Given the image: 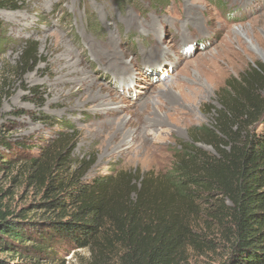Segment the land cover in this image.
<instances>
[{"label": "rangeland", "instance_id": "rangeland-1", "mask_svg": "<svg viewBox=\"0 0 264 264\" xmlns=\"http://www.w3.org/2000/svg\"><path fill=\"white\" fill-rule=\"evenodd\" d=\"M14 1L20 9L0 8L7 40L0 54V139L13 146H0V153H9L4 162L13 158L10 169L0 171V206L26 214L27 221L50 217L44 203L61 188L58 182L72 175L91 181L117 172L132 178L167 174L179 146L194 137L206 140L200 132L214 124L222 89L264 66V0ZM112 40L129 66L122 71L126 79L102 56ZM82 68L87 80L76 82L72 92L69 84L59 82L62 75L75 82ZM180 86L192 101L179 93ZM254 88L264 98L263 85ZM109 90L116 92L114 97ZM165 91L174 92L178 102L169 103ZM102 92L107 95L103 105L92 98ZM176 109L184 114L177 115ZM253 123L248 131L258 132L261 120ZM21 141L24 149L18 147ZM196 144L217 154L205 142ZM30 158L47 169L37 173ZM167 192L172 195V186ZM220 199L215 194L206 203L196 202L195 212L183 207L184 223L190 222L206 243L202 248L184 246L174 264L227 260L229 244L207 216ZM176 202L180 205L178 197ZM94 256L89 248L65 244L52 257L31 255L23 261L119 264L113 257L94 263Z\"/></svg>", "mask_w": 264, "mask_h": 264}, {"label": "trees", "instance_id": "trees-1", "mask_svg": "<svg viewBox=\"0 0 264 264\" xmlns=\"http://www.w3.org/2000/svg\"><path fill=\"white\" fill-rule=\"evenodd\" d=\"M0 8L20 6L0 0ZM1 30L4 27L0 54L7 44ZM258 84L264 87V66L231 80L219 94L220 107L213 109L214 124L201 129L206 140L194 137L179 146L177 161L163 176L132 178L117 172L82 181L72 175L60 180L61 188L44 203L51 215L43 220L27 221L26 214L15 215L0 206V264H31L26 262L31 255L49 258L65 244L89 248L94 263L113 257L119 264H174L184 246L202 248L206 243L190 222L184 223L181 210L195 212L196 202L206 203L215 194L220 203L209 208L207 216L229 244L224 264H264V98L254 88ZM260 120L261 129L249 132L250 123ZM197 142L213 146L217 154ZM1 145L13 148L6 138L0 139ZM26 146L25 141L18 144ZM8 155L0 153V171L10 169L13 158L3 161ZM29 163L37 173L47 169L34 158ZM4 253L10 256L2 257Z\"/></svg>", "mask_w": 264, "mask_h": 264}, {"label": "bare ground", "instance_id": "bare-ground-1", "mask_svg": "<svg viewBox=\"0 0 264 264\" xmlns=\"http://www.w3.org/2000/svg\"><path fill=\"white\" fill-rule=\"evenodd\" d=\"M242 31L245 33V35H247V33L245 32V30L242 28ZM158 35V34H157ZM159 36V35H158ZM247 38L249 39V41L251 42V44L254 46V47H258V43L257 42H255L251 37H248V35H247ZM112 45H113V40L110 42V44H108V46H107V49H105L103 52H102V56H103V58H106L107 60H108V64H109V66L110 67H113V68H115V69H118L120 72H119V74H122V77H124V79H126L127 78V72H122V71H126L128 68H129V66L127 65V62L125 61V60H123V59H120V57L118 56V54H117V52H116V50H114L113 48H112ZM159 47V46H158ZM70 50V49H69ZM73 52V51H72ZM155 52H157V51H155ZM155 52H153V54L155 53ZM159 52V51H158ZM101 56V55H100ZM101 56V57H102ZM102 59V58H101ZM83 61H81V59H79V60H77L76 61V63L77 64H81ZM71 64V63H70ZM69 67V66H68ZM76 67H78V66H76ZM76 67H75V69H76ZM63 68V67H62ZM70 68V67H69ZM60 69V68H59ZM64 70V69H63ZM73 71V70H72ZM77 71V70H76ZM75 71V72H76ZM88 71V70H87ZM61 72V71H60ZM127 76H126V75ZM59 80V82H63V83H66V84H69V89H70V92H72V89L75 87V85L77 84L76 82H78V81H81V82H85L86 80H87V72H86V70H84L83 68L81 69V70H79L78 72H77V79H76V81L74 82V81H67L64 77H63V75L62 76H60V79H58ZM88 80H89V78H88ZM89 82V81H88ZM88 82H86V83H88ZM130 82V81H129ZM91 83V82H90ZM84 84V83H83ZM89 85V84H88ZM95 85V84H94ZM130 85V84H129ZM113 89V88H112ZM178 89H179V93L182 95V96H186L185 95V93L183 92V89L181 88V86L180 87H178ZM79 91L81 90V88H79L78 89ZM103 90H105V87H102V89H101V91H103ZM58 92V91H57ZM105 92V91H104ZM108 95L109 96H112V97H114L113 95L116 93L114 90H109L108 92ZM165 93V95H166V97H167V100H168V102L169 103H172V104H175V103H177L178 102V97H177V95L174 93V92H172V91H165L164 92ZM195 94V93H194ZM73 95V94H72ZM197 95V94H196ZM187 97V99H188V101L190 100V101H192V98L191 97H189V96H186ZM73 98V97H72ZM93 101L95 102V103H99V104H104L105 103V101L107 100V95H103V92L102 93H96V94H94L93 95ZM179 105V104H178ZM115 108V107H114ZM175 112H176V114L177 115H183L184 113L181 111V110H178V109H176L175 110ZM190 113V112H189ZM102 124V123H101ZM110 125V124H109ZM112 125V124H111ZM111 128V127H110Z\"/></svg>", "mask_w": 264, "mask_h": 264}]
</instances>
